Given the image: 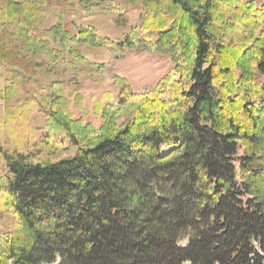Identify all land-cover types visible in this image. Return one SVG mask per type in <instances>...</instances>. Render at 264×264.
Instances as JSON below:
<instances>
[{"label": "trees", "instance_id": "16d2710c", "mask_svg": "<svg viewBox=\"0 0 264 264\" xmlns=\"http://www.w3.org/2000/svg\"><path fill=\"white\" fill-rule=\"evenodd\" d=\"M5 1L0 137L36 107L46 121L39 141H0V264H264V3L130 0L146 6L144 33L122 42L54 25L64 46L151 49L174 63L144 93L117 77L96 127L61 81L40 100L10 99L18 76L5 60L46 44L35 31L46 0Z\"/></svg>", "mask_w": 264, "mask_h": 264}, {"label": "rangeland", "instance_id": "374dc122", "mask_svg": "<svg viewBox=\"0 0 264 264\" xmlns=\"http://www.w3.org/2000/svg\"><path fill=\"white\" fill-rule=\"evenodd\" d=\"M255 1L258 6L264 3V0ZM1 2L6 6L7 1L0 0ZM91 2L93 5L90 6L88 0L45 1L37 13L40 22L35 31L41 41L47 40L46 44H39H43V48L38 45L34 54L28 51V47H23L18 51L20 53L8 55L5 60L3 73L10 77L18 76V96L10 95L12 101L19 96L22 99L40 100L52 82L61 81L66 95H69L68 92L78 93V96H70L71 108L76 117L98 127L102 124V118L94 113V106L103 94L118 96L120 84L117 77L126 78L134 91L144 93L154 89L167 75L174 63L169 55L159 51L135 48L113 50L84 42H69L64 46L56 41L52 27L62 21L70 26L74 34H78L80 28H87L116 42H122L128 37H143V31L135 30V27H142L146 11L142 1L105 0L103 4H97L96 0H90ZM12 56L16 57L15 61L23 56L25 64L17 66L11 63ZM5 103L8 102L0 101V105ZM20 120L19 117L13 120L14 128L10 129L13 132L7 131L0 137L4 145L8 143L9 137H15L19 132L24 135L34 134L37 141L43 136L46 117L41 109L36 107L31 118L20 116ZM4 224L11 226L13 219L8 217Z\"/></svg>", "mask_w": 264, "mask_h": 264}]
</instances>
